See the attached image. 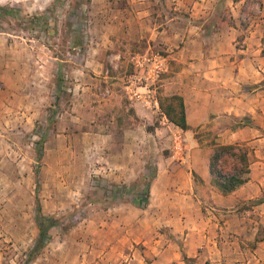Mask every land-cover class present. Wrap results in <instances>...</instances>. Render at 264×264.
<instances>
[{
	"label": "rangeland",
	"instance_id": "obj_1",
	"mask_svg": "<svg viewBox=\"0 0 264 264\" xmlns=\"http://www.w3.org/2000/svg\"><path fill=\"white\" fill-rule=\"evenodd\" d=\"M142 1L0 0V264H88L92 244L123 236L143 248L139 236L176 241L155 212L171 191L167 169L187 164L196 131L185 133L159 106L158 96L171 94L168 80L187 65L168 51L164 37L177 26L167 22H198L210 40L238 21L243 48L248 27L264 18V0H244L239 15L233 6L240 0H210L195 18L191 0L189 10L169 0ZM261 47L264 55V37ZM208 131L219 132L212 123L200 128L207 151ZM104 167L128 175L109 176ZM144 175L153 180L145 207L138 201ZM39 205L52 220L50 235L26 262L39 237Z\"/></svg>",
	"mask_w": 264,
	"mask_h": 264
},
{
	"label": "crops",
	"instance_id": "obj_2",
	"mask_svg": "<svg viewBox=\"0 0 264 264\" xmlns=\"http://www.w3.org/2000/svg\"><path fill=\"white\" fill-rule=\"evenodd\" d=\"M169 1L176 4L175 9L184 10L187 6L189 10L188 0ZM191 1L194 18L208 11L210 0ZM243 1L234 3L233 9L238 15ZM149 2L156 4L155 0ZM141 3L146 2L140 0ZM141 9L145 10L146 6H140ZM172 20L169 18L167 26H177V30L175 35L164 37L165 43L168 51L171 48L174 52V58L187 65L168 80L167 89L170 95L179 94L184 98L191 127L184 131L191 134L204 124L212 123V128L219 131V143L250 145V179L232 193L222 194L210 184L209 159L213 148L207 151L195 137L187 156L183 157L187 164L167 169L171 191L165 194V208L155 212L157 218L168 225L176 241L159 233L139 236L135 240L138 245L142 242L144 248L126 243L129 236L103 246L92 244L89 251L92 258L88 264H125L128 261V264H173L174 261L188 264L184 254L194 259L193 264L209 261L211 264H264V234L254 239L260 229L264 230V55L261 54L264 18L260 24L252 23L248 27L243 48L237 46L238 21L228 29H218L208 40L198 22H194L192 28L187 23L179 28ZM140 25L148 29L145 21ZM165 31L158 30V35L160 33L161 37ZM189 57L197 60L188 63ZM192 107H196L193 113ZM238 120L243 122L237 125ZM254 156L256 161L252 162ZM109 158L110 153L104 159L108 162ZM107 167L104 170L109 176L128 175ZM130 172L129 176L135 175V170ZM202 186H206L208 193H201ZM260 197L262 199L255 200ZM251 202L256 204L247 207ZM108 217L120 220L121 215L109 212Z\"/></svg>",
	"mask_w": 264,
	"mask_h": 264
},
{
	"label": "trees",
	"instance_id": "obj_3",
	"mask_svg": "<svg viewBox=\"0 0 264 264\" xmlns=\"http://www.w3.org/2000/svg\"><path fill=\"white\" fill-rule=\"evenodd\" d=\"M158 100L162 113L171 123L182 130L191 129L187 119L185 101L181 95H159ZM206 135L211 136L210 145L213 148L212 155L209 159L211 184L220 190L222 194L228 195L250 179V148L245 143L239 142L221 144L217 141V134L212 131L206 132ZM195 137L198 139L200 144H203L204 134H201L200 129L196 130ZM143 177L147 180V182H145V186L141 190L138 201L141 206L145 207V205L149 202L148 200L153 180L151 176L148 175H144ZM49 220L51 219L42 215V209L39 205L37 213V221L40 231L39 237L33 249L28 253L26 262L32 261L44 245L45 241L48 240L50 235L49 229L52 224V220L51 222H49ZM184 259L189 263L194 261V259L188 258L186 254H184Z\"/></svg>",
	"mask_w": 264,
	"mask_h": 264
},
{
	"label": "built area",
	"instance_id": "obj_4",
	"mask_svg": "<svg viewBox=\"0 0 264 264\" xmlns=\"http://www.w3.org/2000/svg\"><path fill=\"white\" fill-rule=\"evenodd\" d=\"M156 67H158V66H156Z\"/></svg>",
	"mask_w": 264,
	"mask_h": 264
}]
</instances>
